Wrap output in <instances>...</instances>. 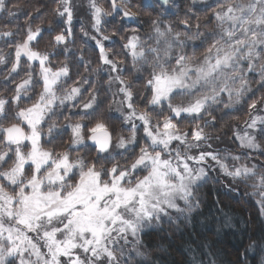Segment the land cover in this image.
Listing matches in <instances>:
<instances>
[{
  "label": "snow or ice",
  "instance_id": "snow-or-ice-1",
  "mask_svg": "<svg viewBox=\"0 0 264 264\" xmlns=\"http://www.w3.org/2000/svg\"><path fill=\"white\" fill-rule=\"evenodd\" d=\"M55 2L48 33L52 48L62 49L65 55L59 66L52 61L55 53L40 52L37 47L45 31L40 24L34 25L40 10L26 14L21 26L10 0H0V14H5L0 18L7 20L0 26V39L14 52L11 60L0 54V64H11L6 79L12 78L14 83V88L8 89L10 95H0V264H129L124 258L129 244L136 256H146L140 251L141 231L159 225L165 217L173 220L170 210L184 215L199 207L194 193L208 179L204 165L209 160L234 184L243 183L253 189L252 195L259 194L264 215V164L249 166L240 162L241 156L233 155L234 163L229 166L227 158L216 152H192L210 138L204 128L215 121L214 110L245 102L253 92V82L264 88V0H215L214 4L191 0L183 17L175 22L164 20L165 15L174 14L172 8H178L174 0H88L94 34L83 27L81 32L87 41L95 42L98 62L109 73V88L113 82L120 84L118 102L121 109H127V114L122 112L123 122L131 123L129 136L115 140V148L123 150L120 154L127 161L123 165L112 163L107 92L83 76L71 87H63L72 79L67 45L74 36V9L72 0ZM146 8L161 11L151 20L152 34L143 40L137 29H125L124 25L139 23ZM205 9L202 21L198 13ZM57 19L63 27L58 28ZM13 21L15 30L8 27ZM108 23L113 24L110 34L105 28ZM116 37L123 42L120 53L105 45ZM152 40L154 45L149 43ZM201 47L204 51L198 56ZM110 51L114 56L126 54V59L117 62L110 58ZM128 57L132 71L140 74L134 79L147 74L141 97L147 104L142 112L136 111L131 84L122 75L126 69L121 64H126ZM34 62H38V72ZM90 63L81 51L75 61L77 73L81 64L87 71ZM25 65L29 69L25 77L15 82L14 74ZM92 71L100 73L103 81V67ZM249 73H256L259 80H251ZM84 84L90 89L85 90L87 99L72 104L78 109L74 114L78 119L73 122L65 117L69 122L61 124L63 112L59 109L66 107V102L82 99ZM36 88H40L38 93ZM58 88L63 89L62 95L57 94ZM258 103H264V95L248 104L249 121L245 124L251 132L237 133L236 139L241 149L264 155V117L252 115ZM153 115L157 117L154 125ZM205 115L212 120H205ZM180 119L190 120V131L180 130ZM135 121L142 124L143 144ZM67 129V148L56 151L55 142ZM174 141L176 147H172ZM59 146L63 148V141ZM93 149L95 156L90 160L72 156L74 151ZM129 152L131 157L125 156Z\"/></svg>",
  "mask_w": 264,
  "mask_h": 264
},
{
  "label": "trees",
  "instance_id": "trees-1",
  "mask_svg": "<svg viewBox=\"0 0 264 264\" xmlns=\"http://www.w3.org/2000/svg\"><path fill=\"white\" fill-rule=\"evenodd\" d=\"M138 2L139 0H133V3ZM174 3L178 5V8L171 9L173 15L164 16L166 22H175L178 18L183 17L191 0H174ZM208 3L214 4L215 0H208ZM9 6L19 13L18 22L21 26L25 24L26 14L39 9V13L35 14L37 18L34 20V25L40 24L48 27L54 20L53 9L56 2L55 0H10ZM200 7L197 5V8ZM133 10L136 11L135 8ZM160 11V8H146L144 14L140 16L139 23L126 22L124 27L125 29L135 28L139 34L145 35L151 31V20L155 19ZM205 11L207 10H201L198 13L202 21ZM0 17H5V14H0ZM41 19L43 23H41ZM0 20V24L7 23L6 18H0ZM15 23L16 21H13L8 24V27L15 30ZM56 23L57 26H60L62 22L57 19ZM193 24H195V19H193ZM75 27L74 24L73 32L77 38ZM105 28L110 34L113 24L108 23ZM54 34L52 33V35ZM50 40L51 36L48 30L44 31L43 38L37 45L38 49L45 48ZM122 44L119 37L113 41H106V47L115 48L116 50H113L116 53L121 52ZM0 46L5 49L4 53H7L5 57L8 60L11 55L9 51L12 49L5 41H1ZM204 47L198 49L196 53L198 56L202 55ZM190 51H193L191 47L187 49L188 54ZM97 57L98 51L96 50L92 62L94 65L91 64L93 67L99 65ZM116 57L120 60L125 58L124 55ZM75 61L70 63L72 72L77 71ZM6 65L9 66L8 63ZM251 77L254 78L253 81L259 80L258 75H251ZM145 79L144 76L140 79H133L136 89L134 103L142 108H146L147 104L146 99H141L145 95L142 87ZM92 81L97 87L102 86L107 92L105 108L108 109L110 91L106 85V78L103 77V81H101L100 78L94 77ZM252 85L254 93L247 95L246 101L234 110L227 111L223 108L220 113H216V110L212 112V116H215L216 119L206 129L214 134V138L208 141L215 147L232 146L235 128L241 126L249 116L248 104L254 99L259 101V98L264 95V88L255 82ZM109 115L111 117L109 130L113 134V138L124 135L126 130L123 119L113 112L112 106ZM212 116L209 119L212 120ZM206 117L208 115L204 119ZM182 125L179 122V126ZM66 144L67 141L63 140L64 149ZM59 145L56 146L57 150H62L63 148ZM252 159L256 165L264 164V155L258 153L257 157ZM229 188H233L235 191H229ZM252 192L253 189L250 186L245 187L243 183L234 184L230 177H208L207 181L201 183L194 193L199 207L176 220L162 221L156 228L140 233L142 240L140 251L146 253V256L132 259L131 264H264V215L261 214V205L258 202L259 194L252 195Z\"/></svg>",
  "mask_w": 264,
  "mask_h": 264
},
{
  "label": "rangeland",
  "instance_id": "rangeland-1",
  "mask_svg": "<svg viewBox=\"0 0 264 264\" xmlns=\"http://www.w3.org/2000/svg\"><path fill=\"white\" fill-rule=\"evenodd\" d=\"M101 2H102V0H101ZM145 2L146 3H151V0H145ZM72 4H73V9H74L73 25L75 24V26H76L75 29L77 30V38H76V35L74 34L73 38L68 42V45H67L68 48L71 50L70 53L68 54L69 63H71L73 60L78 59L79 55L81 54V51H83V55L85 57V61H91V63L89 64L87 71H85L84 65L81 64L80 67H79V73H77V71L72 72V79L68 80L67 83L63 87H71L73 85V81L74 80H79L81 78V76H83L84 78H87V79H89L91 81H92V78H94V77L100 78V73L94 72L92 70L103 67L102 75H103V77L106 78V85L108 86V89L110 91L109 92V102H110V104L112 106L113 112L124 120V115H122V112L124 114H127V109L126 108L121 109V106H120V104L118 102L120 100V98H121V95H122L118 91V89L120 87V84L118 82H113V84L111 85V88H109V85L107 83L108 75H109L107 67L106 66H101L100 64L97 67H93L92 66V65H94L92 62L94 61L93 58H94V54H95V52H94L95 42L94 41H87L86 38L83 36V34L81 32V28L83 27L84 30L88 31L90 35L94 34L92 32V29H91L90 15L88 13V0H72ZM132 11H134V10L132 9ZM0 25H4V24H0ZM41 27L45 31L48 30L47 26H42L41 25ZM59 27H63V24L61 23V25L58 26V28ZM128 34H131V33H128ZM151 34L152 33L150 31V32H148L145 35L144 34H140V36H141V38L143 40H148V37ZM1 41H4V40H0V42ZM149 43L154 45L155 41L152 40V41H149ZM105 45H106V42H105ZM1 47L2 46H0V54L6 56L7 53H4L5 49L1 48ZM112 49L116 50L115 48H112ZM39 51L40 52H47V53H55L54 55H52V61H53L54 65L59 66L60 62L65 60V55L63 53V50L62 49L54 50L49 42L45 46V48H43V49H41ZM9 52L11 53V55L8 57V60H11V59L14 58V52H13V50H10ZM191 53H192V51L189 52V54H191ZM121 55H124V57H125L123 60L117 59V57L113 55V52H111V51L109 52L110 58H113V59L117 60V62H121V61H124L126 59V54H121ZM34 63H36V65H37L35 71L38 72L39 71L38 62H34ZM8 65L9 66L6 65V67H5V64H0V95H5V94L10 95L11 92H9L8 89H13L14 88V83L12 81V78H7L6 79L8 69L11 67L10 63H8ZM121 67L126 69V71H124L122 73V75L125 78V82L131 84L133 93L135 94L136 93V89H135V86L133 85V79H134V77H136L137 75H140V74L132 71V65H131L130 57L127 58V63L126 64H121ZM28 70L29 69L25 65L23 70H21L18 75L14 74L15 82H19L20 79L24 78L25 74L27 73ZM111 75L115 76V75H117V73H111ZM251 75H255L256 76L257 74L256 73H249V78L251 80H254V78H252ZM143 76L145 78H147V74L146 73ZM4 81H5V83H4ZM251 87L253 89V85L252 84H251ZM85 90H89L90 91L88 84H84L82 86V91H84V96H83L82 99L66 102L67 106L62 108V109H59V111H62V112L63 111H67L66 115L59 116V121H60L61 124H66V123L69 122V121L65 120V117H71V120L73 122L75 121L73 119V116L69 115V113L78 111L77 108L72 107V104H77L78 105V104H81L84 100L87 99L88 91H85ZM39 91H40V88H36L35 89V93H38ZM253 93H254V89H253V92L249 93L248 95H251ZM57 94L58 95H62L63 94V89L62 88H58L57 89ZM113 94H115V99L117 101L116 103L112 102L113 99H114V95ZM29 95L32 96L33 100H35L37 98L36 95L34 94L33 90L29 91ZM224 100H225V102H227V95L226 94L224 95ZM30 102L31 101H28V103H30ZM56 103H57V105L59 104L58 101ZM135 106H136V111L137 112H142V111L146 110L145 107L142 108L141 106H137V105H135ZM237 106L238 105H234L231 109H226V110L227 111L228 110H234ZM165 108H166V105H165ZM222 111H223V105H220L219 108L216 109V113H220ZM252 115L253 116L259 115V116L264 117V103H258L257 109L252 112ZM209 117L210 116L206 117L205 120L206 119L211 120V119H209ZM75 119L77 120L78 116H75ZM156 119H157V117L155 115H153V120H152L153 125L156 123ZM161 119H162V117H161ZM245 121H249V116L246 118ZM245 121L241 124V126L235 128V130H234V138H233L234 139V143L232 144V146H216L215 147L213 145V143L208 141L211 138H214V134L212 132H210V131H207L208 129H206V127H205L204 131L210 138L206 141L205 144L201 145V149H192V152L196 153V154H198V152L200 150H207V151L216 152V153H218L220 155L221 158H225V157L227 158L226 159V163H228L229 166H231L234 163V161L231 160V156H233V155L241 156V161H240L241 163H247L249 166L252 165V164H255L252 161L253 159L245 160L244 157L246 155H253V157H257L258 153L253 154L252 150H250V149H241L240 148V142H239V140L236 139V134L237 133L239 135H243V133L245 131L251 132V129H247ZM135 122L137 123L138 128H139L138 140H139L140 144H143L145 142V140H146V137H144L142 124L139 121H135ZM179 122H181L183 124L182 125L183 127L179 126ZM200 123L203 124V121H201ZM124 126H125L126 133L124 135H118L117 137H114L113 138V144H112L113 156L115 157V159L112 161V163L113 162L114 163L119 162L122 165L125 164L127 161L125 160V157L120 154L123 150L115 148V140H116V138H118L120 136H124L125 138H127L129 136V134H130L129 130L131 128V123H128V124L124 123ZM178 127L180 128L181 131H190V129L192 127V123L190 122L189 119H180L178 121ZM43 128H44V130L46 132L47 131V125L46 124L43 125ZM46 139H47V137L45 136L44 140H46ZM65 140L67 141V144H68V140L67 139H65ZM42 143H43V141H42ZM86 143H88V141H86ZM67 144L65 145V148H67ZM176 145H177V142L174 141L173 144H172V147H176ZM207 145H211V147L208 148ZM44 147H46L45 144H44ZM130 147L136 148L137 152L139 150L136 145H132ZM50 148H53V147L51 146ZM62 150H64V147H63ZM83 152H84L85 159L89 160V159H91L92 157L95 156V153L93 151H92L91 154L88 151H85V150ZM72 156H73V158H75V157L81 156V155L78 154L76 151H74L72 153ZM125 156L131 157V152L126 153ZM81 157H83V155ZM189 163H191V162H189ZM214 164H215L214 161L209 160L204 165L205 169L208 171V177H210V176H213L214 178L223 177L224 175L220 172L219 168L214 167ZM107 166L111 167V164H108ZM180 204H181V207H183V202H180ZM170 211H171L173 220H176L177 218H180L182 216V215H179V214L175 213L172 210H170ZM162 221H172V220H168L165 217V218L162 219ZM159 225H156V226H153V227H150V228H145V229H143L141 231V233H143V232H145V231H147L149 229L156 228ZM30 235H34V234H30ZM42 250L46 251V249H42ZM137 257H140V256H136L135 251L132 250V245L129 244L128 247L125 249V257H124L125 260L129 261V263L131 264L132 262H130V261L132 259H134V258H137Z\"/></svg>",
  "mask_w": 264,
  "mask_h": 264
},
{
  "label": "flooded vegetation",
  "instance_id": "flooded-vegetation-1",
  "mask_svg": "<svg viewBox=\"0 0 264 264\" xmlns=\"http://www.w3.org/2000/svg\"><path fill=\"white\" fill-rule=\"evenodd\" d=\"M0 26H1V25H0ZM4 30H5V29H4ZM5 67H6V66H5ZM66 113H67V111H63V115H60V116H64V115H66ZM75 113H76V112L69 113V115L73 116V119H74V120H76V119H75V116H77V115H74ZM69 135H70V130H69V129L65 130L64 134H63L61 137H58L57 141L55 142V145L57 146L58 144L61 143V141L65 140V139L69 140ZM88 144L91 145V141H88ZM45 146H46L47 148H50L51 146L54 147L53 144H45ZM55 150H56V151H62V150H57V147H55ZM83 151H84V150H81V151H79V152H77V153L80 154L81 156L83 155V157H84V152H83ZM92 151L95 153V150H94V149H93ZM92 151H88V152L91 154ZM84 158H85V157H84ZM89 160H90V159H89Z\"/></svg>",
  "mask_w": 264,
  "mask_h": 264
}]
</instances>
